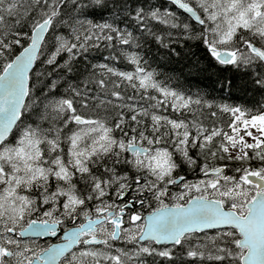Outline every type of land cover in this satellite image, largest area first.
<instances>
[{
	"label": "snow or ice",
	"instance_id": "1",
	"mask_svg": "<svg viewBox=\"0 0 264 264\" xmlns=\"http://www.w3.org/2000/svg\"><path fill=\"white\" fill-rule=\"evenodd\" d=\"M0 264H264V0H0Z\"/></svg>",
	"mask_w": 264,
	"mask_h": 264
},
{
	"label": "trees",
	"instance_id": "2",
	"mask_svg": "<svg viewBox=\"0 0 264 264\" xmlns=\"http://www.w3.org/2000/svg\"><path fill=\"white\" fill-rule=\"evenodd\" d=\"M153 51H155V47L153 46ZM102 58V54H97L95 59L100 60ZM155 66V65H154ZM158 71H171V66L161 65V67L157 68ZM173 87H178L182 90H191L192 92H196L198 89H203L208 86V81L203 80L199 77L189 76L187 78L181 77L179 83L173 81L171 82ZM258 94L253 96H242L234 93L233 98L228 101L230 103H251L254 99H258Z\"/></svg>",
	"mask_w": 264,
	"mask_h": 264
}]
</instances>
